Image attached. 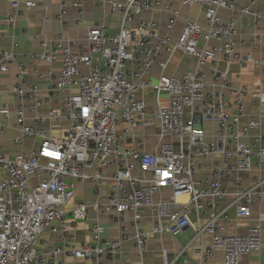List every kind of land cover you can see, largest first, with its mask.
Wrapping results in <instances>:
<instances>
[{"label": "built area", "instance_id": "obj_1", "mask_svg": "<svg viewBox=\"0 0 264 264\" xmlns=\"http://www.w3.org/2000/svg\"><path fill=\"white\" fill-rule=\"evenodd\" d=\"M68 1L79 12L77 22L84 23L88 0ZM94 1L119 12V30L113 34L105 26L92 27L87 32L88 52L72 51L76 42L65 43L62 34L55 42L60 53L44 40L40 59L54 63L62 56L60 76L48 72L45 99L39 95L38 83L27 84L30 67L18 61L19 45L4 49L0 44V71H9L12 62L19 69L10 91L0 86V140L10 130L16 132L11 139L14 145L34 141L28 151L15 154L0 143V264H72L75 260L102 264V257L119 260L126 240H133L139 264H144L153 236L183 234L192 225L189 213H197L200 220L205 205L209 215L205 224L199 223L198 236L209 233L211 242L202 245L200 262L185 258L181 264L212 263L219 249L224 252L223 264H243L244 256L262 249V228L252 208L264 201V178L246 187L239 173L252 171L255 159L264 166V134L259 132L263 122L244 120L247 88H233L218 71L212 72L209 82L198 70L179 77L167 75V62L160 59L163 53L172 56L180 50L200 66L219 58L229 60L236 54L235 16L249 15L258 25L261 11L237 0H182L187 6L205 7L206 23L185 19L174 38L180 12L166 0ZM10 4L12 13L0 21L4 31L35 2L10 0ZM221 9L230 11L228 21L220 17ZM60 13L63 16V9ZM143 14L169 16L165 32L159 21ZM211 40L219 45L210 46ZM242 58V64L255 62L251 55ZM154 65L162 70L156 79L148 77ZM44 79L38 75L39 82ZM210 87L217 91L207 98ZM226 89L230 101L225 99ZM206 119L219 121L212 139H207L202 126ZM153 126L158 127L157 140L149 151V135L138 136L136 130ZM183 139L186 142L178 151L175 143ZM124 141L129 145L124 146ZM215 155H221V160L212 161L209 176L197 179L202 162ZM234 175L237 188L232 192L221 180ZM90 182L94 197L76 200L78 187ZM166 188L172 190L168 198L162 194ZM227 196L234 199L222 208L217 200ZM231 205L237 218L252 222L243 232H226ZM129 213L131 224L121 231L120 239L106 238L99 217L122 223ZM146 218L153 224L150 231L140 227ZM83 224L89 239L80 242L77 231ZM178 254L177 258L182 252Z\"/></svg>", "mask_w": 264, "mask_h": 264}, {"label": "crops", "instance_id": "obj_2", "mask_svg": "<svg viewBox=\"0 0 264 264\" xmlns=\"http://www.w3.org/2000/svg\"><path fill=\"white\" fill-rule=\"evenodd\" d=\"M35 5L30 10L26 11L24 16L16 21V24L4 31L0 26V44L4 49H12L14 43H17L19 47L16 51L19 53V60L26 66L30 67V74L27 78V84L38 83L41 91L39 95L42 99L48 96L46 85L48 84V72L52 71L55 78H58L61 74V61L62 56L59 54L54 63L42 60L38 55L42 52L43 47L41 43L46 40L50 49H57L55 42L57 36L62 34L65 37V43L75 41L72 46L74 52H88L89 42L87 40V32L95 26H105L111 33L116 34L120 26V14L119 12H113L107 5H98L94 0H88L84 5L86 12V18L84 23H79V12L73 8L70 2L64 1L63 4L60 0H33ZM172 3L180 12V17L177 19L172 37L176 38L181 32L184 20L189 19L196 21L200 24L206 23L205 7H201L198 4L187 6L183 4L182 0H166ZM239 5L250 6L252 9L260 10L262 17L259 24L253 23L249 15L242 16L236 15V26L238 34L235 38L236 54L229 60L219 58L215 63H207L200 66L196 58L184 54L178 50L170 56L168 53H163L161 61L167 62V67L164 73L167 75L181 76L187 71L198 70L204 74L205 79L209 82L213 71L222 73L233 88H247L249 90L248 95L245 96L246 117L259 118L263 122V127L260 129V133L264 134V4L262 0H237ZM64 14L61 16V10ZM12 13L10 0H0V21L7 15ZM219 15L223 21H228L231 17V13L228 9H221ZM60 16V17H59ZM143 18H154L159 21L161 29L165 32L166 23L169 21V16L166 18L158 17L156 15L143 14ZM1 23V22H0ZM210 46H218L219 43L215 40L209 42ZM59 50V53L62 49ZM35 55V56H33ZM251 55L255 62L249 64H242L240 62L242 56ZM257 62H260L257 63ZM19 73L18 65L16 62H12L9 65V71H0V86L10 91L17 82V76ZM162 73V70L154 65L150 72L149 78H157ZM43 74L45 79L39 82L38 75ZM217 90L215 88H208L207 98L214 96ZM263 92L260 96H253L254 92ZM226 101L232 99L229 89H226ZM7 100L12 104L14 103L13 97L6 94ZM150 98L149 100H151ZM154 109V105L151 104V110ZM218 119H206L203 122V128L205 129L207 139H212V136L218 129ZM145 132L149 135L147 141L146 150L151 151L157 140L158 127L153 126L150 128L142 129L138 128L136 134L141 136ZM63 134V131L58 132ZM16 135L15 131H7L5 136L0 140V143L4 146L7 152L15 154L23 149L28 151L33 139L26 141L24 146H17L11 142L12 137ZM246 142H251V139H245ZM186 139L176 141L175 145L178 151L182 150ZM123 145L128 146L129 142H123ZM213 160H221V155H215L213 159H206L202 162L203 167L197 172L196 178L201 180L205 176H209L210 168ZM254 169L250 172H241L240 182L243 186H251L255 184L258 178H264V166H258V161H254ZM222 184L230 191H235L237 188V180L235 175L229 179L222 178ZM204 186L208 185V179L204 181ZM104 191L109 190V182L103 184ZM165 198H168L172 194L170 188H166L162 191ZM93 184L85 183L78 187V193L76 200L92 199ZM185 199V197H180ZM233 196H227L223 199L217 200L218 204L223 208L229 206L233 201ZM253 218L261 225L262 233V249L259 252H253L243 257V264H264V201L257 203L252 208ZM230 221L226 224V232L230 234L240 233L247 229L252 224L248 220L237 218L235 212V205H231L228 209ZM132 213L128 214V217L122 223H117L116 220L109 219L107 217L100 216V222L106 228V238L120 239L121 231L125 227H129L132 221ZM209 215V207L207 205L200 212V220H198L197 213H189L191 221V228L179 236L171 235H156L151 238L148 244L147 253L145 255L144 264H169L172 261L174 264H181L182 260L187 258L193 262H200L201 250L203 244H209L211 242V235L204 233L202 236H198L199 223L205 224ZM152 221L146 218L140 225L142 229L152 230ZM77 238L80 242L89 239V232L87 225L83 224L77 231ZM123 254L119 260H110L106 257H102V264H126L133 263L139 264L137 252L134 246L133 240H126L122 244ZM182 252L181 257L177 256ZM224 252L219 249L215 253V257L212 263L209 264H223ZM72 263V261H71ZM72 264H89L84 260H75Z\"/></svg>", "mask_w": 264, "mask_h": 264}, {"label": "snow or ice", "instance_id": "obj_3", "mask_svg": "<svg viewBox=\"0 0 264 264\" xmlns=\"http://www.w3.org/2000/svg\"><path fill=\"white\" fill-rule=\"evenodd\" d=\"M49 155H57V154H55V153H48Z\"/></svg>", "mask_w": 264, "mask_h": 264}, {"label": "rangeland", "instance_id": "obj_4", "mask_svg": "<svg viewBox=\"0 0 264 264\" xmlns=\"http://www.w3.org/2000/svg\"><path fill=\"white\" fill-rule=\"evenodd\" d=\"M64 122H62V124H63ZM65 125H66V122H65Z\"/></svg>", "mask_w": 264, "mask_h": 264}]
</instances>
